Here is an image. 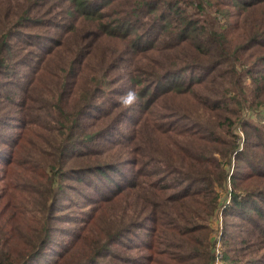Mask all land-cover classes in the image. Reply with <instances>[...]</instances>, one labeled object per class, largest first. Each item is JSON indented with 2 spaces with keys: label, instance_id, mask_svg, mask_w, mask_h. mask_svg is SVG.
I'll use <instances>...</instances> for the list:
<instances>
[{
  "label": "trees",
  "instance_id": "trees-1",
  "mask_svg": "<svg viewBox=\"0 0 264 264\" xmlns=\"http://www.w3.org/2000/svg\"><path fill=\"white\" fill-rule=\"evenodd\" d=\"M224 104L264 118V0H0V123L22 126L0 136L16 168L1 178L0 264H216L208 219L221 207L251 234L220 264H264V251L240 253L264 247V129ZM119 107L135 126L106 143L99 126ZM37 127L45 150L23 136ZM232 158L257 164L231 171ZM121 165L134 168L124 185ZM91 176L118 217L92 212L99 229L56 239L62 197ZM16 184L28 202L8 193ZM135 227L149 229L140 252L111 250Z\"/></svg>",
  "mask_w": 264,
  "mask_h": 264
},
{
  "label": "rangeland",
  "instance_id": "rangeland-1",
  "mask_svg": "<svg viewBox=\"0 0 264 264\" xmlns=\"http://www.w3.org/2000/svg\"><path fill=\"white\" fill-rule=\"evenodd\" d=\"M192 94L195 97H202V91L199 90L196 87H193L191 90ZM224 106L228 109V113L232 116L234 120L237 118H241L242 115H247L245 118L250 119V122L252 124L256 125L257 128L263 130L264 129V118L258 115L257 112H254L251 108L249 109H244L242 112L240 111L237 115L234 114V105H229V104H224ZM122 107L116 108L112 110V114L109 116L108 120H106L103 124L99 126V129L102 128L103 126L106 127L107 134L104 135V138L109 139H101L102 141L109 143L112 138H117L119 139L121 136L119 133H127L128 131L131 132V129L135 126L132 125V122L128 119V117H124L125 115L121 114ZM216 112V110L213 108V110H202V113L205 115L204 118L209 116V114ZM119 114V115H118ZM132 115L133 113H129ZM117 115V116H116ZM249 116V117H248ZM263 116V115H261ZM115 118V119H113ZM12 122L14 127L8 126L4 123H0V136H4L5 138L12 137L14 135H17L19 132H21L22 126L20 125L21 121L16 118ZM113 119V121H111ZM238 124V123H237ZM144 126L139 127L137 130L143 128ZM142 130H140V133ZM235 132L240 135V142L239 146H242V141H243V132L241 131L240 127L238 126L235 128ZM27 144H38L39 150H45L47 147L44 145L43 142L46 140H43L44 132L37 127L34 129L32 132H27L24 134ZM112 137V138H111ZM16 138V137H15ZM252 139H256L254 136H252ZM177 146V144H175ZM3 148V147H2ZM139 156V155H137ZM6 157V156H4ZM142 159V157H141ZM259 162V161H258ZM264 162V161H263ZM144 161H139V168H144L143 167ZM257 163H254V165H249L244 163L243 160H238L235 158H232L231 164L229 166L230 170H235L238 168V171H246L250 170L252 168H255V165ZM262 164V163H261ZM154 163H151L148 165L147 168L153 167ZM264 166V165H263ZM7 169L10 171H15L16 168L14 165H9L7 161L4 159L0 160V188H2L3 184V179L2 176L4 174H7ZM118 170H124L125 171V178L123 176L120 177L118 180V183L124 185L127 183V178L129 179L132 176V170L134 171L133 166L130 165H121ZM159 176H165V178H171V175H168L165 172L158 173ZM117 178H119L118 175H116ZM88 178V177H87ZM91 179L90 185L88 184H80L78 186V191L68 189L66 195L62 197V202L64 203V206L62 208L61 213L62 215V220L57 223V226L61 229H63L66 233V235H62L63 232L60 233V230L55 232V238L61 240L63 242L69 241L70 236L75 232H80L82 230V235L90 234L92 229H99L100 224L102 222L101 219H97L93 221L92 223L89 224L85 222V219L87 216H91L92 212H95V216L101 215L103 216L104 219H114L118 217V204L116 203L117 200L114 198H111L109 202H106V198L111 195L110 190L104 187L103 192H98L96 189L100 185V182L95 180L94 177H89ZM66 182H71V181H66ZM111 187H114L113 184L109 185ZM115 190V187H114ZM8 193L13 194L16 197V200L22 203L28 202L27 200V194L24 191V189L16 184V189H8ZM130 197H128L129 199ZM119 199V196H118ZM59 200V199H58ZM60 202V200H59ZM229 202L228 199H226L227 204ZM151 204V203H149ZM211 216V215H210ZM209 216V217H210ZM149 225L152 226L151 221H149ZM226 222V224H224ZM249 222L245 219H242L240 216H223L222 214V207L219 208L217 213L212 215L210 219H208V226L210 230H208V236H211V239L213 240L214 246V252L216 253V264L222 263L221 256L224 250L227 251L231 250L232 248H238L240 245H238V241L240 236L241 237H246L250 236V232L247 231V228L249 227ZM148 234H149V229H145V227H135L133 229V234L132 235H127L129 236V239L127 238H121L118 240L116 243H112L111 245V250H117V251H124L127 253H134L137 250L140 249L141 246L144 245V243L148 240ZM225 239L230 240V245L226 246L227 244L225 243ZM130 246L129 248H125L124 246ZM118 247V248H117ZM264 251V247L261 249H258L253 252H248L247 249L241 250L240 253L243 254L244 261L248 258H254L256 256H262ZM140 252V250H139ZM143 252V251H141ZM51 253L47 254V257H51ZM231 253H236L235 251H231ZM264 258V257H262ZM168 262H170L167 259Z\"/></svg>",
  "mask_w": 264,
  "mask_h": 264
},
{
  "label": "clouds",
  "instance_id": "clouds-1",
  "mask_svg": "<svg viewBox=\"0 0 264 264\" xmlns=\"http://www.w3.org/2000/svg\"><path fill=\"white\" fill-rule=\"evenodd\" d=\"M138 101V94L134 89H129L120 97V103L125 107H131Z\"/></svg>",
  "mask_w": 264,
  "mask_h": 264
}]
</instances>
